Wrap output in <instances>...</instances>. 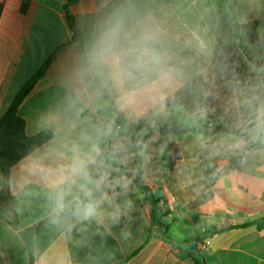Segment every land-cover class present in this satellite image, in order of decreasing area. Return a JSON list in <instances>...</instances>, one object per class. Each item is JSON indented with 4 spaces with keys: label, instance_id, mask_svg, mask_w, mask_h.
I'll list each match as a JSON object with an SVG mask.
<instances>
[{
    "label": "crops",
    "instance_id": "obj_1",
    "mask_svg": "<svg viewBox=\"0 0 264 264\" xmlns=\"http://www.w3.org/2000/svg\"><path fill=\"white\" fill-rule=\"evenodd\" d=\"M228 1L239 23L257 22L258 39L264 43V0ZM0 3V118L56 52L18 107L28 136L50 130L54 137L9 171L12 202L0 198V264H194L191 244L203 234L209 237L196 247L205 264H264V228L220 231L264 216V148L249 151L242 138L216 130L253 129L258 109L264 108V67H256L243 53L221 0ZM114 14L122 15L129 27L158 28L162 46L181 70L162 109L144 105L121 110L120 89L87 70L76 43L64 46L73 36L71 17L87 60L95 36ZM106 95L129 121L171 127L155 130L152 143L140 151L144 184L159 200L167 239L155 229L147 238L146 195L134 182L133 154L126 136L116 135ZM108 123L112 133L100 135L97 130ZM176 127L205 130L181 133ZM252 129L249 136L264 141L254 139ZM96 141L110 165L109 181L119 179L121 185L104 189L110 199L95 218L54 217L51 184L68 149L73 143L88 148ZM170 144L180 155L173 167ZM3 185L0 170V192Z\"/></svg>",
    "mask_w": 264,
    "mask_h": 264
},
{
    "label": "clouds",
    "instance_id": "obj_2",
    "mask_svg": "<svg viewBox=\"0 0 264 264\" xmlns=\"http://www.w3.org/2000/svg\"><path fill=\"white\" fill-rule=\"evenodd\" d=\"M87 70L106 76L120 89L121 110L144 105L162 109L181 75L161 44L160 30L149 25L129 27L120 14H114L95 36L87 51ZM252 131L254 139H264V108L258 109ZM97 132L109 136L112 123ZM81 140L90 142L91 137L82 136ZM68 152L51 184L52 212L57 218L69 213L77 220H90L100 215L101 205L110 199L104 189L121 185V180L109 181L110 165L102 159L99 141L88 148L73 143ZM102 168L105 170L100 171Z\"/></svg>",
    "mask_w": 264,
    "mask_h": 264
},
{
    "label": "trees",
    "instance_id": "obj_3",
    "mask_svg": "<svg viewBox=\"0 0 264 264\" xmlns=\"http://www.w3.org/2000/svg\"><path fill=\"white\" fill-rule=\"evenodd\" d=\"M221 4L227 8V11L232 19L235 33L240 48L247 57V59L254 64L256 67H264V43H261L257 35V22L239 23L236 14L234 13L228 0H221ZM2 11V4L0 3V15ZM71 28L73 31L72 39L67 42L64 46H68L71 43H76L82 60L87 62L85 48L83 44V38L75 26L73 19L69 18ZM250 48H262V51L258 53H252ZM54 52L44 63L42 68L32 76L26 84L23 86L21 91L18 93L16 98L7 108L5 113L0 118V170L4 177V185L0 192V198L7 202H12L11 197L8 194V176L10 169L18 163L20 160L28 156L35 149L39 148L43 144L50 141L54 134L50 130H43L36 135L28 136L26 134V122L18 115V107L27 96V94L34 88L35 84L41 79L51 62L55 57ZM109 100V105L114 112L115 122L117 123V129L120 131L117 134H123L127 138L128 147L133 154V178L135 184L142 188L146 195V206L148 207L150 217V229L147 234L149 239L155 231L159 232L162 237L167 239L168 236V225L162 222L163 216L159 210V200H157L151 190L144 184L143 180V167L141 162L140 151L144 144L150 145L152 143L153 132L155 130H167L170 129V125L163 127H146L138 123L127 120L114 106L111 98L106 95ZM252 126L245 128H227V127H216V130L232 133L242 138L246 143V149L256 150L264 148V141L253 140L249 136V131ZM173 130L181 133H191L195 131L205 130L203 127H190V128H173ZM122 132V133H121ZM170 159L171 166L175 165L176 160L180 157L177 148L170 144ZM256 226L259 230L264 228V216L253 221H249L242 225H236L228 228L221 229L220 231H227L231 228H247ZM209 237V234H203L198 240L191 244L193 251L196 252L192 255L194 258V264H205L203 258L199 254L196 247L197 243L202 241L204 238Z\"/></svg>",
    "mask_w": 264,
    "mask_h": 264
},
{
    "label": "built area",
    "instance_id": "obj_4",
    "mask_svg": "<svg viewBox=\"0 0 264 264\" xmlns=\"http://www.w3.org/2000/svg\"><path fill=\"white\" fill-rule=\"evenodd\" d=\"M161 204H162V205H164V203H163V202H162ZM207 243H209V242H207Z\"/></svg>",
    "mask_w": 264,
    "mask_h": 264
}]
</instances>
